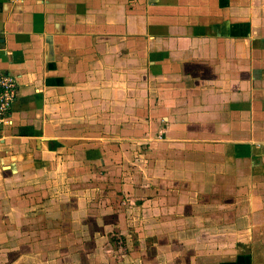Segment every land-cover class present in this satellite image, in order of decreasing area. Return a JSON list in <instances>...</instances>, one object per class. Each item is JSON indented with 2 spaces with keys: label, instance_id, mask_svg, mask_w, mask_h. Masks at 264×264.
Here are the masks:
<instances>
[{
  "label": "crops",
  "instance_id": "crops-1",
  "mask_svg": "<svg viewBox=\"0 0 264 264\" xmlns=\"http://www.w3.org/2000/svg\"><path fill=\"white\" fill-rule=\"evenodd\" d=\"M0 71V264H65L71 224L130 264L264 243V0H0ZM92 241L66 264H119Z\"/></svg>",
  "mask_w": 264,
  "mask_h": 264
},
{
  "label": "rangeland",
  "instance_id": "rangeland-1",
  "mask_svg": "<svg viewBox=\"0 0 264 264\" xmlns=\"http://www.w3.org/2000/svg\"><path fill=\"white\" fill-rule=\"evenodd\" d=\"M91 181H93L91 179ZM74 184V183H72ZM74 206L72 205V208ZM67 215V214H65ZM71 218V216H70ZM78 221V217L75 216V213H72V220L75 219ZM57 219V220H56ZM55 219V223L57 221H61V219H58L56 218ZM112 219L111 217L109 218H106V220H110ZM75 223H78L76 221H74ZM73 223V221H72ZM67 229L70 230V232L68 234H71L74 236H72V238H78L79 235H81L82 237H84V234L86 235V241L84 242H80V243H75L76 244V247H74V243H70V244H63L59 247V249H64L66 251V253L64 254V256L62 255V253H59V250H57V253H55L53 255L54 256H57L60 255L62 257H60L62 260L65 261V264L67 263L68 260H70V258L72 257H69L70 253L71 254H74L75 251H90L89 249L92 247L93 245V241H92V238L95 234L98 235V238L100 236H103V243H102V247H103V250L104 252H106L107 256L109 257L110 260H112V262L114 263V261L116 263H123V264H130L131 263V260L129 259V250L133 248L134 245H132V243L134 244L136 239L131 236V240L127 237V234H128V230L125 233H121V230H116V228H107V229H102L101 227H95V226H91L90 227V230L89 229H86V230H81L78 228V225H75L73 227V225H66L63 227V230L62 231H67ZM95 233V234H94ZM125 236V238H124ZM127 239V241H126ZM132 241V243H131ZM56 248V247H55ZM53 248H49V250H51ZM57 249V248H56ZM236 250V249H239L240 252L241 250L242 251H249L248 253H245L243 255V253H240V256L241 258H238L235 262L238 261V263L242 262V258L244 260H246L247 264H264V243H258V244H254V243H246V244H236L235 248H233V250ZM48 250V248H46V250H44L45 252ZM48 250V251H49ZM54 252V251H52ZM247 256V257H246ZM56 257V258H57ZM74 257H79L78 255H74ZM83 258V257H81ZM57 260V264L58 263H61L60 262V259H55ZM82 259H78L76 258L75 261L77 262H81ZM40 261H44V260H40ZM69 262V261H68ZM232 264H234V262H231Z\"/></svg>",
  "mask_w": 264,
  "mask_h": 264
},
{
  "label": "built area",
  "instance_id": "built-area-1",
  "mask_svg": "<svg viewBox=\"0 0 264 264\" xmlns=\"http://www.w3.org/2000/svg\"><path fill=\"white\" fill-rule=\"evenodd\" d=\"M17 97L18 84L15 76L11 73L0 71V130L12 124L11 110Z\"/></svg>",
  "mask_w": 264,
  "mask_h": 264
}]
</instances>
